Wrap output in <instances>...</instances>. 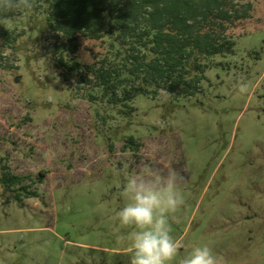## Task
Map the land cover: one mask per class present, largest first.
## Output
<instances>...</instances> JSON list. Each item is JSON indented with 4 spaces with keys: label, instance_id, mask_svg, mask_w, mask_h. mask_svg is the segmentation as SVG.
Listing matches in <instances>:
<instances>
[{
    "label": "rangeland",
    "instance_id": "obj_1",
    "mask_svg": "<svg viewBox=\"0 0 264 264\" xmlns=\"http://www.w3.org/2000/svg\"><path fill=\"white\" fill-rule=\"evenodd\" d=\"M242 3L253 10L229 28L234 52L199 57V92L138 95L132 114L89 82L86 66L122 64L109 39L65 53L81 66L66 82L43 9L5 22L22 36L0 66V176L26 177L38 197L6 204L0 184V264H130V229L116 219L122 187L139 171L169 168L185 177L172 223L184 247L173 264L203 244L221 264H264V0Z\"/></svg>",
    "mask_w": 264,
    "mask_h": 264
},
{
    "label": "trees",
    "instance_id": "obj_2",
    "mask_svg": "<svg viewBox=\"0 0 264 264\" xmlns=\"http://www.w3.org/2000/svg\"><path fill=\"white\" fill-rule=\"evenodd\" d=\"M33 8L46 14L55 39L49 53L66 82L81 66L70 64L65 53L76 52L80 40L111 41L122 64L106 57L86 66V71L108 102L127 107V114L134 112L128 103L138 95L155 98L165 91L174 99L195 96L206 69L199 57L232 54L235 42L229 28L250 18L253 10L242 0H35ZM26 13L6 15L12 20ZM21 36L0 24L1 67L6 68L5 51H15ZM127 142V148H138L134 138ZM25 182L26 177L10 171L0 176L6 204L38 197Z\"/></svg>",
    "mask_w": 264,
    "mask_h": 264
},
{
    "label": "clouds",
    "instance_id": "obj_3",
    "mask_svg": "<svg viewBox=\"0 0 264 264\" xmlns=\"http://www.w3.org/2000/svg\"><path fill=\"white\" fill-rule=\"evenodd\" d=\"M34 4L35 0H0V24L5 26L10 20L6 14L29 12ZM234 86L239 94L249 91L242 80L237 79ZM184 179L180 171L169 168L167 175L139 171L123 185L121 196L126 203L117 211L116 219L130 229V264H173L176 260L184 243L173 235L172 223L185 204L180 187ZM181 264H221V260L212 247L203 244L194 247Z\"/></svg>",
    "mask_w": 264,
    "mask_h": 264
}]
</instances>
